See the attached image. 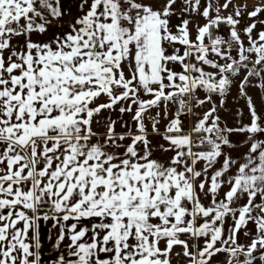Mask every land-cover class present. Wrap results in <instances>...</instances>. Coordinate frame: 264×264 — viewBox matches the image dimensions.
<instances>
[{
  "label": "snow or ice",
  "instance_id": "1",
  "mask_svg": "<svg viewBox=\"0 0 264 264\" xmlns=\"http://www.w3.org/2000/svg\"><path fill=\"white\" fill-rule=\"evenodd\" d=\"M261 15L0 0V264H264Z\"/></svg>",
  "mask_w": 264,
  "mask_h": 264
},
{
  "label": "crops",
  "instance_id": "2",
  "mask_svg": "<svg viewBox=\"0 0 264 264\" xmlns=\"http://www.w3.org/2000/svg\"><path fill=\"white\" fill-rule=\"evenodd\" d=\"M235 91H237L236 88H233L231 95H229V97L227 98V100L225 102V108L221 112L222 118L227 121L229 127H235L236 126L235 119H233V120L230 119L229 115H230V113L234 114V110H236V106L238 103H240L238 108H243L244 111L246 112L245 115H247V109L244 107L245 102L242 100H240V102L236 101V92ZM104 99H106V98H102V100L100 102H103ZM214 99H216V98L214 97ZM233 101H234V103H233ZM217 102H219V101L217 100ZM205 107H207V106H205ZM105 115H107V114L105 113ZM125 118L127 119V117H125ZM244 120L246 121L247 117L244 116ZM117 130L119 131L120 129L118 128ZM231 139L233 140L234 143H236V142L242 141L243 137L241 134L237 133V134H234ZM244 150L245 149L243 147H240L238 149L239 152H243ZM51 224H52L51 221H49L47 223V225H45L44 222H41V229H42L41 235H42V240L44 241V253L46 256L51 255V253L48 252L50 244L46 239L47 234H48V229L51 228ZM52 235H53V239H54L55 238V230H53ZM241 239H243V237H241ZM176 250L179 251L180 249H176ZM217 259H219V257H217Z\"/></svg>",
  "mask_w": 264,
  "mask_h": 264
},
{
  "label": "rangeland",
  "instance_id": "3",
  "mask_svg": "<svg viewBox=\"0 0 264 264\" xmlns=\"http://www.w3.org/2000/svg\"><path fill=\"white\" fill-rule=\"evenodd\" d=\"M236 2H237V3H240V4L246 3V4L248 5V9L251 10L253 4H258V3L261 2V0H236ZM228 11H229V12L232 11L231 7L229 8ZM223 14H224V15H227L228 13L225 12V13H223ZM259 19L264 20V15H261V16L259 17ZM174 22H176L175 19H174ZM199 22H200V23H203L204 21H203L202 18H200V19H199ZM251 22H252V21L249 20V19L245 16V17H244V20L242 21V23H241V25H240L239 27L242 29V28L245 26V24H248V23H251ZM221 27H226V28H227V26H223V25H222ZM261 30H264V24H258L257 29L254 30L253 35L255 36L256 33H258V32L261 31ZM245 43L247 44V39H246V38H245ZM238 80H239V77L237 78V81H238ZM255 83H256V81L253 80V84H255ZM248 91H249V95L253 96V99L255 100L257 106L259 107V106H260V103H261V95H262L261 90L258 89V88H250ZM235 92H236V91H235ZM236 101H237V100H236ZM242 101H243V100H242ZM239 102H240V101H239ZM233 103H234V101H233ZM239 105H240V103L237 104L236 109L239 107ZM241 107H242V106H241ZM244 107H245V106H244ZM245 108H246V107H245ZM235 111H236V110H234V112H235ZM244 112H245V111H244ZM245 113H246V112H245ZM229 117H230V119H232V120L234 119V115L231 114V113H230ZM245 117H247V115H245ZM246 121H247V120H246ZM246 121H245V122H246ZM161 127H163V122H162Z\"/></svg>",
  "mask_w": 264,
  "mask_h": 264
},
{
  "label": "built area",
  "instance_id": "4",
  "mask_svg": "<svg viewBox=\"0 0 264 264\" xmlns=\"http://www.w3.org/2000/svg\"><path fill=\"white\" fill-rule=\"evenodd\" d=\"M227 31H228V29L226 27H221L219 30L220 34H222V35H226Z\"/></svg>",
  "mask_w": 264,
  "mask_h": 264
}]
</instances>
